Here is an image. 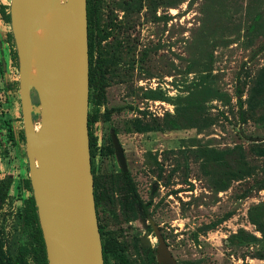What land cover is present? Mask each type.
I'll list each match as a JSON object with an SVG mask.
<instances>
[{"label": "rangeland", "instance_id": "obj_1", "mask_svg": "<svg viewBox=\"0 0 264 264\" xmlns=\"http://www.w3.org/2000/svg\"><path fill=\"white\" fill-rule=\"evenodd\" d=\"M10 2L0 0V59L5 60L0 179L12 177L14 183L0 210V233L10 257L23 248L29 252L28 264H34L31 226L21 223L19 212L30 193L18 189L29 174ZM101 13L114 25V40L122 42L123 64L128 63L106 90L105 108L122 110L92 128L97 137L94 174L108 197L98 207L102 233L121 245L132 264H148L142 237L155 254L153 229L143 226L137 212L126 214L122 208L120 174H129L143 202V218L153 220L178 264H264V237L251 221L264 218V190L239 198L254 180L264 179V158L249 150L264 143V96L250 99L264 69V0H101ZM32 91L35 110L39 102ZM152 94L159 98L146 99ZM127 105L148 110L163 130L127 132L134 117ZM32 118L38 126L39 115L34 112ZM3 121L13 127L14 143L7 139ZM114 129L127 173L115 152L105 150ZM235 145L244 148L254 174L219 190L202 173L197 150Z\"/></svg>", "mask_w": 264, "mask_h": 264}, {"label": "water", "instance_id": "obj_2", "mask_svg": "<svg viewBox=\"0 0 264 264\" xmlns=\"http://www.w3.org/2000/svg\"><path fill=\"white\" fill-rule=\"evenodd\" d=\"M63 11L38 59L31 84L34 36L52 10ZM10 25L18 57L19 96L29 181L48 264H104L94 200L89 143V53L86 0H11ZM39 105L34 110L31 92ZM39 115L35 125L32 114ZM111 142L127 165L114 131ZM158 264H177L158 227ZM146 225V221L143 220ZM143 248H149L146 237Z\"/></svg>", "mask_w": 264, "mask_h": 264}, {"label": "trees", "instance_id": "obj_3", "mask_svg": "<svg viewBox=\"0 0 264 264\" xmlns=\"http://www.w3.org/2000/svg\"><path fill=\"white\" fill-rule=\"evenodd\" d=\"M87 10V22H88V53H89V143H90V156H91V172L93 175L94 186V200L96 211L99 204H101L105 198H108L95 177L94 165L92 162L93 150L97 145V137L94 136L92 128L99 121H108L112 115V112L118 109H106L105 104L107 102L106 90L111 86L113 78L120 77V68L123 64V44L119 40H114L113 30L114 25L110 20L104 21L101 13V0H86ZM102 20V22H101ZM113 39L112 42H106L108 39ZM103 42H106L103 44ZM135 61L131 62L132 68H134ZM124 75V74H123ZM159 95L152 94L147 95L146 99L157 100ZM259 96H264V69L260 72L255 85L250 90V99L255 100ZM125 108L133 114L129 122L130 133H148L155 131H162L164 126L159 119L154 116L148 110H141L133 105H127ZM103 109V110H102ZM147 116L149 119L147 120ZM2 125V123H1ZM3 126L7 131V139L11 142H15V133L12 125L7 121H3ZM114 133L117 135V129H114ZM25 141V139H24ZM109 155H114V149L110 140L109 145L105 148ZM250 152L254 157L264 158V143H255L250 146ZM197 157L201 160L200 168L202 173L211 177L214 184L219 190H224L234 181L248 179L253 176L254 170L250 165L245 150L241 145H235L231 148L222 150L200 147L197 150ZM28 168V167H27ZM122 179L121 194L124 197L122 199V208L126 214H133L137 212V205L142 206L138 195L136 194V188L132 183L129 174H120ZM160 178V174L158 175ZM14 180L12 177H5L0 179V210L2 205L10 198V190L13 186ZM21 186L18 189L21 192H29L30 195L23 200V206L20 209L21 223L31 226V235L34 239V264H48L46 258L45 245L42 237V232L39 226L37 209L35 206L34 197L32 195V189L29 181V177L21 180ZM19 184V185H20ZM125 188V189H124ZM264 190V179L254 180L253 185L248 189H245L239 198L251 197L254 193ZM98 215V211H97ZM99 221V219H98ZM252 223L257 227V230L264 237V218L251 217ZM102 253L104 264H132L128 259L124 249L121 245L102 233ZM29 252L25 249H19V253L16 261L13 263L9 259L3 250V243L0 233V264H28L27 254ZM148 264H157L155 254L150 251L147 254ZM197 262H190L189 264H196Z\"/></svg>", "mask_w": 264, "mask_h": 264}, {"label": "bare ground", "instance_id": "obj_4", "mask_svg": "<svg viewBox=\"0 0 264 264\" xmlns=\"http://www.w3.org/2000/svg\"><path fill=\"white\" fill-rule=\"evenodd\" d=\"M63 14L62 10L55 9L49 12L42 20L39 30L34 36V48L32 51V68L30 73L31 84H36L38 80V59L42 53V48L53 33V29Z\"/></svg>", "mask_w": 264, "mask_h": 264}, {"label": "flooded vegetation", "instance_id": "obj_5", "mask_svg": "<svg viewBox=\"0 0 264 264\" xmlns=\"http://www.w3.org/2000/svg\"><path fill=\"white\" fill-rule=\"evenodd\" d=\"M9 11H10V7H9ZM9 19H10V16H9ZM13 36V35H12ZM14 40V39H13ZM17 66H18V64H17ZM5 60L2 58V59H0V80H3V81H5V78H4V76H5ZM6 88V90L8 91V87H5ZM33 92V91H32ZM31 92V95H34L33 93ZM125 155V154H124ZM122 171V170H121ZM127 173V172H126ZM3 179V178H2ZM136 194H137V192H136ZM138 195V194H137ZM138 197H139V199H140V201L142 202V200H141V198H140V196L138 195ZM99 206H100V204H99ZM98 206V207H99ZM97 211H98V209H97ZM97 211H96V213H97ZM124 211V210H123ZM137 214L139 215V217L141 218V220H142V222H143V220H145L146 221V225H144L143 224V226L145 227V228H147V226L148 225H150L149 224V222H148V219L149 218H143V215H144V212H143V202H142V206L141 205H137ZM97 218L99 219V217H98V215H97ZM148 223V224H147ZM98 225H99V227L101 228V226H100V223H99V221H98ZM150 227H151V225H150ZM152 228V227H151ZM153 229V228H152ZM159 229V228H158ZM100 231V230H99ZM154 232V231H153ZM101 234V233H100ZM150 242V241H149ZM158 246V245H157ZM140 247H141V249H144V250H147V254L151 251V250H149V249H151V244H150V247L149 248H143V246H142V244H141V239H140ZM157 248V247H156ZM3 250H4V252H5V255L9 258V259H11V261L14 263L15 261H16V259H17V256H18V253H19V251L17 252V254H16V256H15V258H12V257H10L7 253H6V250H5V248H4V245H3ZM149 250V251H148ZM155 259H156V251H155ZM156 262H157V260H156ZM158 264V263H157ZM178 264V263H177Z\"/></svg>", "mask_w": 264, "mask_h": 264}]
</instances>
